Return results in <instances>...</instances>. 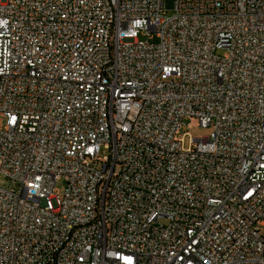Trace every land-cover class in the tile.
<instances>
[{"label": "built area", "instance_id": "obj_1", "mask_svg": "<svg viewBox=\"0 0 264 264\" xmlns=\"http://www.w3.org/2000/svg\"><path fill=\"white\" fill-rule=\"evenodd\" d=\"M0 177V264H264V0H0Z\"/></svg>", "mask_w": 264, "mask_h": 264}, {"label": "rangeland", "instance_id": "obj_2", "mask_svg": "<svg viewBox=\"0 0 264 264\" xmlns=\"http://www.w3.org/2000/svg\"><path fill=\"white\" fill-rule=\"evenodd\" d=\"M167 14L169 15L171 14V12L168 11ZM183 131L186 132V137H184L183 140V147L186 148L189 146L190 139H198L203 135H208L211 132V129L210 127L202 128L200 126H197L194 123V121H191V127L185 128ZM104 155L105 152L102 150L100 157H104ZM0 185L6 186L5 179H3L2 177H0ZM64 188H65L64 180L63 179L57 180L55 183V190L58 192L60 196L63 194ZM161 222H163V219L161 220Z\"/></svg>", "mask_w": 264, "mask_h": 264}]
</instances>
